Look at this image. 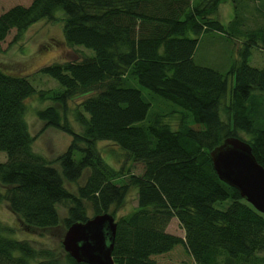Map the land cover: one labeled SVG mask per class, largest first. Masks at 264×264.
I'll list each match as a JSON object with an SVG mask.
<instances>
[{
  "label": "trees",
  "instance_id": "obj_1",
  "mask_svg": "<svg viewBox=\"0 0 264 264\" xmlns=\"http://www.w3.org/2000/svg\"><path fill=\"white\" fill-rule=\"evenodd\" d=\"M220 1L30 0L0 11V41L11 28L15 40L34 21L57 19L66 45L91 50L39 68L56 80V89L35 88L0 63V201L23 228L58 224L55 203L63 199L72 203L65 227L88 217L82 199L92 214L108 211L133 186L136 205L115 219L114 264H155L151 255L177 243L191 261L175 264H264V214L218 178L208 155L223 137L235 135L249 143L264 167V65L247 62L251 47L264 50V23L244 26L236 15L222 23L215 17ZM237 1L231 0L233 7ZM206 31L241 38L238 58L225 72L193 59L198 36ZM132 80L174 107L142 123L151 103ZM33 94L62 105L82 96L72 112L79 132L52 105L34 111L40 128L71 135L54 158L59 169L33 149L40 130L31 133L25 116V99ZM97 139L112 141L141 162V172H129L123 183L113 181L92 147ZM84 169L75 196L63 179L75 180ZM172 216L183 237L165 230ZM13 234L0 219V264H88L67 252L60 259Z\"/></svg>",
  "mask_w": 264,
  "mask_h": 264
},
{
  "label": "rangeland",
  "instance_id": "obj_2",
  "mask_svg": "<svg viewBox=\"0 0 264 264\" xmlns=\"http://www.w3.org/2000/svg\"><path fill=\"white\" fill-rule=\"evenodd\" d=\"M29 1L0 0V11L5 10L12 4H27ZM234 4L235 7H233L231 0H221L217 5L215 17L224 23L231 20L233 15H236L238 19L241 17L244 26H255L264 23V13L262 12L264 10V0H239V3L237 1ZM230 26V30H232L233 25ZM14 33V28H11L4 39L0 41V63L8 69H12L13 72L25 75L35 88L56 89L58 86L54 78L39 70L42 65L52 61L78 59L82 55L91 52L88 48L66 45L61 33V22L57 19H38L29 24L15 40L13 39ZM239 38L235 40L231 37L223 36L217 31H206L198 36L193 59L196 63L208 65L220 72H225L238 58L236 46L241 41V38ZM247 62L253 66H263L264 50L255 46L251 47ZM231 83L232 76L228 74L226 94H228ZM132 85L140 88L142 94L149 98L151 103L146 117L141 120L142 123H146L147 117L151 118L154 114L167 112L174 107L167 100L140 86L136 81L132 80ZM81 97V95H75L67 98L64 105L47 97L39 99L35 94L25 99V116L29 129L31 133L40 130L33 139V149L42 153L57 169H59V163L54 158L69 144L71 135L52 126L40 128L42 127V120L36 117L34 111L45 105H52L68 121L70 128L75 132H79L80 127L74 120L72 112L75 103ZM220 111L221 116H224L222 110ZM174 118L175 116H171L170 121L174 122ZM80 145L85 146L83 141H80ZM92 147L100 155L101 165L116 183L126 182L129 172L138 174L142 170L141 162L132 160L124 150L110 140L97 139L92 143ZM75 155L78 156L79 151H75ZM1 159H4L2 150H0ZM86 172L87 170L84 169L75 180L68 181L63 179V185L70 193L76 196L77 186L82 183ZM226 202L227 200H224L223 204ZM82 203L85 207V214L91 216L93 212L89 202L82 199ZM70 204L72 203L69 199H63L55 203L59 222L51 227L23 228L17 215L8 208L5 201H0V219L12 227V231L15 233L13 234L14 236L26 238L35 247H45L62 259L65 252L61 244V238L65 230L63 219L68 217L67 209ZM135 205V187L129 186L122 202L116 207H110L108 211L112 212L113 217L116 219L120 214L130 210ZM165 230L183 237V229L174 216L168 220ZM151 257L155 260V264H175L179 261H191L190 255L180 243L175 244L165 252L153 254Z\"/></svg>",
  "mask_w": 264,
  "mask_h": 264
},
{
  "label": "water",
  "instance_id": "obj_3",
  "mask_svg": "<svg viewBox=\"0 0 264 264\" xmlns=\"http://www.w3.org/2000/svg\"><path fill=\"white\" fill-rule=\"evenodd\" d=\"M208 155L218 178L235 187L245 201L264 214V167L255 159L249 143L227 135L209 149ZM114 233V217L103 211L70 222L61 244L75 261L114 264L111 257Z\"/></svg>",
  "mask_w": 264,
  "mask_h": 264
},
{
  "label": "crops",
  "instance_id": "obj_4",
  "mask_svg": "<svg viewBox=\"0 0 264 264\" xmlns=\"http://www.w3.org/2000/svg\"><path fill=\"white\" fill-rule=\"evenodd\" d=\"M203 33H205V32H203ZM203 33H202V34H203ZM220 34L223 35L222 33H220ZM223 36H224V35H223Z\"/></svg>",
  "mask_w": 264,
  "mask_h": 264
}]
</instances>
